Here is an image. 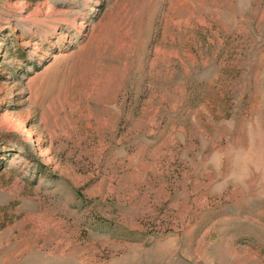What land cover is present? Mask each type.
I'll return each instance as SVG.
<instances>
[{"label":"rangeland","instance_id":"rangeland-1","mask_svg":"<svg viewBox=\"0 0 264 264\" xmlns=\"http://www.w3.org/2000/svg\"><path fill=\"white\" fill-rule=\"evenodd\" d=\"M0 264H264V0H0Z\"/></svg>","mask_w":264,"mask_h":264}]
</instances>
